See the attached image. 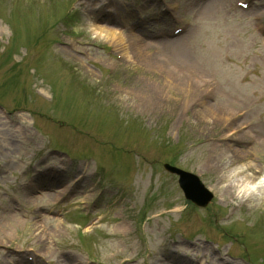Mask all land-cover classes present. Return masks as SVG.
<instances>
[{
	"label": "rangeland",
	"instance_id": "rangeland-1",
	"mask_svg": "<svg viewBox=\"0 0 264 264\" xmlns=\"http://www.w3.org/2000/svg\"><path fill=\"white\" fill-rule=\"evenodd\" d=\"M178 1L185 6L176 24L190 25L176 46L158 43L144 51L147 60L118 61L119 49L90 22L110 24L130 2L132 17H118H144L153 28L159 3H146V12L142 0H0V223L11 213L22 222L8 226L7 243L0 239V264H58L67 253L83 264H180L179 255L194 264H264V197L240 204L223 187L247 161L264 183V34L234 0ZM171 72L182 83L169 86ZM237 109L238 121L225 120ZM239 128L252 133L228 136ZM165 162L198 174L212 201L186 202ZM47 166L63 172L59 196H74L59 212L52 201L44 206L53 211H37L40 187L27 186Z\"/></svg>",
	"mask_w": 264,
	"mask_h": 264
},
{
	"label": "bare ground",
	"instance_id": "bare-ground-1",
	"mask_svg": "<svg viewBox=\"0 0 264 264\" xmlns=\"http://www.w3.org/2000/svg\"><path fill=\"white\" fill-rule=\"evenodd\" d=\"M91 8V7H89ZM88 8V9H89ZM92 10V8H91ZM90 10V11H91ZM264 14V13H262ZM99 19L102 21H106V18L104 17H98V19H95L94 22H90V25L92 26V32L95 33L97 36V38L99 37H103L105 41H108L111 44H117L118 46H120L122 48V52L124 54V59L125 58H134L135 59H144L147 60V58H145V54L144 51H146V49L148 48L149 44L146 43V40L143 39L142 37H140L139 32L137 31L136 27L130 31L128 34L127 33H120V32H116L115 29L112 26L109 25H105L102 22L99 21ZM109 20V19H107ZM180 39L177 40H168L167 42H165V45H167L168 43H173L172 46H176V44H174V42H178ZM74 48L79 51V49H83L82 45H74ZM166 50H168V47H166ZM87 51V50H86ZM66 52V51H65ZM133 54V55H132ZM161 67V65L159 66V68ZM163 67V65H162ZM182 72V71H181ZM181 77H179L178 75H176L175 73H169L166 75V82L169 86H173L175 83H180L182 80L180 79ZM182 83V82H181ZM198 84V83H197ZM183 87V86H182ZM237 107H241V105H237ZM206 109V108H205ZM208 110H212V108H209ZM240 113L237 110L232 111L229 115L228 113L224 115L225 120L227 121H233L235 119V117L238 118L241 116V114H237ZM234 117V118H233ZM237 132H231L230 135H228L231 138L236 139L238 136V132L239 133H252V131H245L242 130V128L236 129ZM235 134V135H234ZM242 135V134H240ZM231 162H234L231 160ZM228 163V162H227ZM250 169H254V171L252 173H249ZM233 178L231 177V173H229L228 175H225L226 177V184L223 186L225 188V190L227 191V193L229 194L230 198H234L238 201V203L240 204H244L247 203L248 205H257L259 202H261V199L264 197V183L262 184V189L261 188V182L258 180L257 175L259 173V168L258 165L256 163H253V161H247V163L242 164V165H238V166H234L233 169ZM42 176L45 179H51L52 177H54V180L57 179V181H62V177L63 174H60L58 169H46L44 171V173L42 174ZM50 177V178H48ZM224 178H220V181H224ZM81 182L83 180H80ZM79 181V182H80ZM48 184L50 185V180L48 182ZM33 185V184H32ZM36 186V184H35ZM236 187V188H234ZM57 188V187H56ZM223 188V189H224ZM35 189V187H33V190ZM53 190V191H52ZM68 188L64 191L67 192ZM31 192V191H30ZM57 191H54V189H52V186L50 185L48 188L46 187H42L40 188V190H37V194H34L33 197L39 198V199H44L48 201L49 199L52 200H59V198L57 197ZM261 193V194H260ZM31 198V196H30ZM233 200V199H231ZM14 214H10L9 217L12 216V219H7L4 222L0 223V239L1 242H5L7 243V239H9V235L8 232L6 231V229L8 228V226H14L16 227L21 221L19 219H14L13 218ZM15 215H18V213L15 212ZM22 223V222H21ZM36 225H38V221L35 222ZM44 224V223H43ZM45 235L49 232H47V228H52L51 224H45ZM59 226V224L57 225V227ZM56 228V227H55ZM59 228V227H58ZM4 230V233L3 232ZM50 234V233H49ZM42 237V235H40ZM44 241V243L47 245V253H52L55 252L54 248L52 247V243L51 241H48L47 239L44 240V237L42 239ZM39 257H41L42 259H44L46 261V259H48V256H44V255H38ZM64 260L60 261V259L58 260V264H83L82 262L79 261V259L77 257H74V255H72L71 253H67V254H63L61 256ZM180 258V264H194V261L192 259H187L184 255H179ZM67 260V261H66ZM69 261H73V263L69 262ZM158 260H154L152 264H156ZM27 264H29V261H26ZM165 262V261H164ZM159 262L157 264H176L177 260L175 257H173L171 260H169V262ZM205 264V263H202Z\"/></svg>",
	"mask_w": 264,
	"mask_h": 264
},
{
	"label": "water",
	"instance_id": "water-1",
	"mask_svg": "<svg viewBox=\"0 0 264 264\" xmlns=\"http://www.w3.org/2000/svg\"><path fill=\"white\" fill-rule=\"evenodd\" d=\"M166 167L181 174L180 181H181L183 186L185 183L187 194L190 197L194 198L196 201L201 202L202 204L206 203L209 200L211 195L209 193L207 194L204 191V189L200 185V182L197 180V178L195 176L188 174V173H185V172L178 170L174 167H171L168 164L166 165Z\"/></svg>",
	"mask_w": 264,
	"mask_h": 264
}]
</instances>
